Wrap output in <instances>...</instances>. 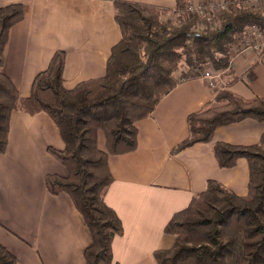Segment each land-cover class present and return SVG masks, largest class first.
Here are the masks:
<instances>
[{
  "label": "crops",
  "instance_id": "obj_1",
  "mask_svg": "<svg viewBox=\"0 0 264 264\" xmlns=\"http://www.w3.org/2000/svg\"><path fill=\"white\" fill-rule=\"evenodd\" d=\"M113 1L0 0V7L20 4L24 10L3 50V71L20 95L29 94L34 77L56 51L65 54L63 86L68 89L105 74L111 48L120 39ZM166 1L152 5L172 11L175 0ZM230 66L219 87L200 77L178 82L150 115L134 123V150L107 153L113 180L103 199L123 228L112 240L114 262L156 264L153 252L174 241L164 232L166 223L205 191L209 180L238 196L247 194V160L240 157L232 167H221L212 145H255L264 122L244 118L217 127L210 142L175 150L188 135V116L205 108L220 88L246 100L264 98V63L255 62L251 49L234 47ZM97 143L107 151L102 132ZM48 147L61 150L64 142L47 113H11L7 146L0 153V245L20 264H86L84 250L91 237L82 215L68 194H53L45 185L49 174H68Z\"/></svg>",
  "mask_w": 264,
  "mask_h": 264
},
{
  "label": "trees",
  "instance_id": "obj_2",
  "mask_svg": "<svg viewBox=\"0 0 264 264\" xmlns=\"http://www.w3.org/2000/svg\"><path fill=\"white\" fill-rule=\"evenodd\" d=\"M190 3L175 0L170 10L175 17L163 19L166 10L161 7L114 0L120 39L111 48L105 74L68 89L63 86L65 54L56 51L34 77L27 96L20 95L3 71L8 31L22 19L23 6L0 7V153L7 146L13 111H43L55 122L64 147L48 150L68 174H49L45 185L53 194H68L82 215L91 237L84 250L86 264H118L113 261L112 240L123 228L103 199L113 180L107 153L134 150V123L150 115L176 86L178 67L201 71L210 64L216 71H228L239 35L249 26L264 28L260 11L231 0L215 15L213 26L195 30L200 16L187 10ZM244 118L264 122V98L246 100L224 86L205 108L188 116V135L175 150L210 142L217 127ZM99 132L105 137L106 152L98 148ZM212 149L221 167H232L240 157L247 160L248 192L238 196L209 180L205 191L195 194L166 223L164 232L174 241L170 248L153 252L156 264H264V132L255 145L216 142ZM0 264L20 263L0 245Z\"/></svg>",
  "mask_w": 264,
  "mask_h": 264
},
{
  "label": "built area",
  "instance_id": "obj_3",
  "mask_svg": "<svg viewBox=\"0 0 264 264\" xmlns=\"http://www.w3.org/2000/svg\"><path fill=\"white\" fill-rule=\"evenodd\" d=\"M231 0H198L197 3H190L187 10L195 11L200 16L196 24L203 26L209 25L213 26L218 19L215 15L219 13L222 9H226L228 3ZM237 5H242L251 9L260 11L264 15V0H233ZM175 17V16H174ZM207 22V23H205ZM239 46L243 50L245 48L251 49L255 61L257 63H264V28H259L257 26L247 27L240 35ZM236 47V46H235ZM234 48V47H233ZM184 71V70H180ZM192 72V71H190ZM201 74L194 72L195 76L200 78H205L209 81L208 85L212 88L219 87L222 83V71H216L214 68L210 67L205 71H200ZM176 73V72H175ZM193 74H190L191 76ZM174 78L178 79L179 82L188 79V77L180 76L179 74H174ZM220 80V81H219Z\"/></svg>",
  "mask_w": 264,
  "mask_h": 264
},
{
  "label": "rangeland",
  "instance_id": "obj_4",
  "mask_svg": "<svg viewBox=\"0 0 264 264\" xmlns=\"http://www.w3.org/2000/svg\"><path fill=\"white\" fill-rule=\"evenodd\" d=\"M136 1H139L138 3H148V4H157V5H167L166 3H168V1H166V0H136ZM197 1L198 0H193V3H197ZM219 1H221V0H219ZM169 2H172L173 3V0H170ZM156 6V5H155ZM158 7H161V6H158ZM161 8H163V7H161ZM163 9H165L166 11L165 12H163L162 13V18L164 19V18H169V19H173L174 18V16H175V14L173 13H171L170 12V9H166V8H163ZM195 27H194V29L195 30H202V29H204V28H206V27H208L209 25H203V26H200V25H194ZM256 62V61H255ZM257 63V62H256ZM211 66H210V64H207V66H205L204 67V69L203 70H201V71H205V70H207V69H209ZM180 70H184V71H180ZM188 70V68H186V70H185V68H183V66H181V67H178V69H177V71H176V73L175 74H179L180 73V76H183V77H187L188 75H190V74H193L194 72H199L200 71V69H197V68H194V69H192V70H189V71H187ZM190 71H192V72H190ZM185 73H187V75H184ZM222 74H223V71H222ZM196 77H198V76H195V77H188V78H196ZM187 79V78H186ZM221 79H223L222 78V76H221ZM220 81V80H219ZM207 82L209 83V81L207 80ZM48 148H52V147H48ZM49 151V150H48ZM50 152V151H49Z\"/></svg>",
  "mask_w": 264,
  "mask_h": 264
},
{
  "label": "bare ground",
  "instance_id": "obj_5",
  "mask_svg": "<svg viewBox=\"0 0 264 264\" xmlns=\"http://www.w3.org/2000/svg\"><path fill=\"white\" fill-rule=\"evenodd\" d=\"M192 3V2H191ZM186 70V69H185Z\"/></svg>",
  "mask_w": 264,
  "mask_h": 264
}]
</instances>
